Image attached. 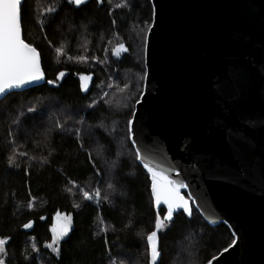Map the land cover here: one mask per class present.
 I'll use <instances>...</instances> for the list:
<instances>
[{
  "label": "trees",
  "instance_id": "obj_1",
  "mask_svg": "<svg viewBox=\"0 0 264 264\" xmlns=\"http://www.w3.org/2000/svg\"><path fill=\"white\" fill-rule=\"evenodd\" d=\"M51 2L28 0L23 13L24 38L40 51L47 79L55 80L61 71L66 77L57 81L59 87L45 83L14 92L0 102V238H10L5 264H147L146 234L153 230L157 211L150 176L133 160L134 146L124 139L123 130L143 91L145 79L140 77L147 72L146 59L139 61L140 42L133 32L153 24L152 0H129L130 10L115 8L123 0H112L111 6L107 0L103 4L90 0L83 12L65 5L54 21L41 27V13ZM113 19L116 24L111 23ZM119 44H133L135 59L123 53V59L116 57ZM57 47L63 54L55 51ZM80 55L107 63L77 62ZM81 74L92 76L91 82H84L87 92L81 88ZM29 106L38 112L27 113ZM14 116L24 123L17 143L10 145L8 134L16 128L11 123ZM69 116L67 126L72 128L84 120L85 149L106 174L92 169L86 151L79 149L72 136L53 131L45 137L54 118L64 121ZM112 127L118 129L114 134L106 131ZM38 140L41 143L36 148ZM12 147L29 154L16 157L19 168L8 166ZM49 151L53 156L48 157ZM122 151L127 154L122 156ZM32 155L38 160L30 162ZM41 158H48L50 165H41ZM107 183L114 184L109 201L84 200L83 191L101 187L107 192ZM57 214L72 217L71 231L59 241V255L46 247L52 242ZM186 217V213L177 217L162 238L163 264H209L235 238L226 224L211 226L194 206L192 218ZM29 222L32 227L25 229L23 225Z\"/></svg>",
  "mask_w": 264,
  "mask_h": 264
},
{
  "label": "water",
  "instance_id": "obj_2",
  "mask_svg": "<svg viewBox=\"0 0 264 264\" xmlns=\"http://www.w3.org/2000/svg\"><path fill=\"white\" fill-rule=\"evenodd\" d=\"M152 5L134 147L189 185L182 194L211 226L235 233L211 264H264V0Z\"/></svg>",
  "mask_w": 264,
  "mask_h": 264
},
{
  "label": "snow or ice",
  "instance_id": "obj_3",
  "mask_svg": "<svg viewBox=\"0 0 264 264\" xmlns=\"http://www.w3.org/2000/svg\"><path fill=\"white\" fill-rule=\"evenodd\" d=\"M106 0H96V3L103 4ZM109 6L112 4V0H107ZM90 0H52V2L46 5L41 13V19L38 24L44 27L46 22L50 24L57 17V14L62 11L65 5L71 6L74 12H83L88 8ZM133 5L129 0H123V2L117 3L115 8L117 10H130ZM28 8V0H0V99L7 98V96L12 95L15 90L26 89L33 84H39L44 81L47 84L57 85V81H62L67 73L61 71L58 73L55 80L46 79L43 69L41 67V53L38 51L37 47L33 44L26 42L24 38L23 31V13ZM112 24H116V20L111 21ZM154 25L149 23L146 27L139 28V31L133 32V37L138 39L140 42L141 54L139 61H144L148 53V45L150 43V34L152 33ZM110 43V41H109ZM84 47V46H82ZM57 53L63 54V49L57 47L55 49ZM85 51L87 49L85 48ZM107 51V50H105ZM134 47L133 44L125 45L119 44L115 49L114 54L116 57L123 59L121 54H125L132 59H135L133 55ZM68 60H73L72 56L67 57ZM77 62L87 63L89 60H95L97 63H107V61L101 60L99 57H89L88 55H80L75 58ZM147 77V72L140 77L143 81ZM81 81V88L83 91L87 92L88 87L83 83L84 81L91 82L92 76L81 74L79 77ZM111 87V85H108ZM129 85L125 84L124 87L127 88ZM59 87V85H57ZM103 95L106 97L108 93L105 92ZM139 103L140 100L138 99ZM89 107H95V105H89ZM127 107V105H125ZM27 113L35 114L38 112L37 107L29 106L27 108ZM23 116V113H21ZM68 119L61 121L60 119H53V128H49L44 134L45 137H50L53 131H57L61 135H70L74 138L75 142L78 144L79 149L85 150L84 144V120L80 119L77 123L80 127L72 128L67 126L69 124ZM135 112H131L130 118L127 120L124 128V139L130 141L133 146L137 144L135 139V133L133 131V125L135 124ZM11 123L16 126L8 135L10 137V145H15L17 143V135L20 129L23 128L22 120L18 117H13ZM103 125H97V128H102ZM110 134H114L118 131L116 127L106 129ZM94 136L95 133H89ZM27 135V133H25ZM115 139V136H113ZM40 141H36L34 145L36 148L40 147ZM12 155L8 158V166L19 168L16 157H27L29 154L26 151L17 152L15 147L11 148ZM86 154L91 161L92 169L97 173H102V170L97 167V160L92 158L91 152ZM127 153L121 152L124 156ZM131 156L134 161L139 162L143 169L146 170L147 175L150 176V193L151 197L154 199L155 208L158 210L155 214V219L153 222V230L146 234V246L147 253L146 259L147 264H163L162 261V238L167 236L168 231L171 230L173 224L177 217L182 214H187L189 220L193 216V205L195 201L192 198V194L189 193L187 197L182 194V190L189 187L181 179L171 178L167 172L164 170L163 166L153 160L150 151L142 150L139 147H133L131 150ZM53 156V152H48V157ZM38 157L32 155L29 161H36ZM41 165H50V160L48 158L39 159ZM107 163V162H106ZM112 168L116 167V164L111 165ZM106 174V173H102ZM179 176V173L176 174ZM114 188L113 183H107V192L102 190L101 187H96L93 191H83L82 195L85 201L91 202L95 201L97 204L101 202H107L110 200V192ZM71 191V188L68 189ZM162 206H166V211ZM79 209V205L76 206ZM197 208L201 205H196ZM182 210V211H181ZM164 212L161 216L159 213ZM58 224L56 227L52 228V242L47 244L46 247L50 248L53 253L57 255L60 254L59 241L63 240L68 236L72 229V217L70 215H65L61 218L58 214L57 216ZM25 229L31 228L32 223H25L23 225ZM115 230V229H113ZM235 237V233H233ZM10 238H0V264H5L4 257L7 256L6 245L8 244ZM237 243L234 238L230 246H234ZM35 250V246H33ZM228 249H225L227 251ZM35 258L33 257V260ZM123 264V261H121ZM211 264V262H209Z\"/></svg>",
  "mask_w": 264,
  "mask_h": 264
},
{
  "label": "rangeland",
  "instance_id": "obj_4",
  "mask_svg": "<svg viewBox=\"0 0 264 264\" xmlns=\"http://www.w3.org/2000/svg\"><path fill=\"white\" fill-rule=\"evenodd\" d=\"M145 59H146V57H145ZM146 63V62H145ZM146 80V79H145ZM145 80H144V82H145ZM144 87H145V83H144ZM144 87H143V91H142V94H141V96H140V99H141V97H142V95H143V93H144ZM139 99V100H140ZM137 105V104H136ZM124 141V139L123 138H121V142H123Z\"/></svg>",
  "mask_w": 264,
  "mask_h": 264
}]
</instances>
